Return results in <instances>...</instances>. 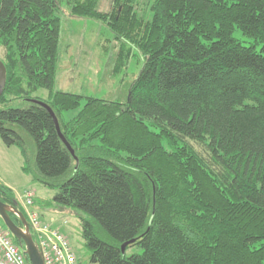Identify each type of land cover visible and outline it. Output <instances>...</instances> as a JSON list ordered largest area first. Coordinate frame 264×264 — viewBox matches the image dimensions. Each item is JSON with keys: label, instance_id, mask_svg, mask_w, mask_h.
I'll use <instances>...</instances> for the list:
<instances>
[{"label": "trees", "instance_id": "obj_1", "mask_svg": "<svg viewBox=\"0 0 264 264\" xmlns=\"http://www.w3.org/2000/svg\"><path fill=\"white\" fill-rule=\"evenodd\" d=\"M100 1L67 3L115 34L114 76L144 57L126 101L56 88L60 0H0L3 144L28 159L20 129L33 139V177L85 213L93 264H264V0H154L150 18L142 0ZM16 99L26 106H7ZM0 197L17 201L1 180Z\"/></svg>", "mask_w": 264, "mask_h": 264}, {"label": "rangeland", "instance_id": "obj_2", "mask_svg": "<svg viewBox=\"0 0 264 264\" xmlns=\"http://www.w3.org/2000/svg\"><path fill=\"white\" fill-rule=\"evenodd\" d=\"M153 1L142 0L140 2L138 12L141 16L151 17L150 6ZM60 2L59 14L62 17V32L58 72L59 83H57L56 88L84 96L126 101L132 83L144 66V57L136 50L127 68L114 76L113 65L119 44L115 34L103 22L71 15L67 0H60ZM111 7V0L100 1L101 10H107ZM234 35L245 44H250L252 41L239 29L235 31ZM3 56V48L0 47V59ZM47 93L46 90H40L38 95L47 98ZM7 106L25 107L26 102L16 99ZM78 112L79 110L65 112L64 117L69 120L76 116ZM20 132L27 142L28 159L19 155L21 152L18 146L7 147L0 138V180L11 183L17 194H20L23 188L32 189L34 191L33 203L29 207L33 210L51 212L54 206L66 208L70 223L68 224L69 229L65 232L74 246L75 252L79 255L80 264H93L91 262V252L86 247L81 233L80 216H86L85 213L55 203L53 197L56 190L46 187L34 179L33 174L37 170L35 162L36 146L25 130L20 129ZM191 142L198 150L204 151L205 146L203 144L196 141ZM23 166H27L28 171H24ZM19 202L20 207L25 211L24 197ZM38 215L40 214L38 213ZM0 222L3 223L2 218H0ZM141 251V248L134 246L128 249L127 254L131 255Z\"/></svg>", "mask_w": 264, "mask_h": 264}, {"label": "built area", "instance_id": "obj_3", "mask_svg": "<svg viewBox=\"0 0 264 264\" xmlns=\"http://www.w3.org/2000/svg\"><path fill=\"white\" fill-rule=\"evenodd\" d=\"M34 191L23 193L30 230L44 255L45 264H80L68 236L57 227L45 223L36 210L31 209ZM0 264H30L24 249L15 242L9 230L0 222Z\"/></svg>", "mask_w": 264, "mask_h": 264}, {"label": "water", "instance_id": "obj_4", "mask_svg": "<svg viewBox=\"0 0 264 264\" xmlns=\"http://www.w3.org/2000/svg\"><path fill=\"white\" fill-rule=\"evenodd\" d=\"M6 84H7V68L5 63L0 59V96L4 93ZM38 102L44 105L49 110V112L53 116V119L57 127V131L62 141L71 151V153L75 155L74 149L72 148L71 144L69 143V141L66 139V137L63 135L61 131L58 118L56 117L54 111L46 103L42 101H38ZM18 205H19L18 201H15L14 204L12 205L4 202L0 197V218H2V221L5 224L6 228L19 241V245L24 249L30 264H45L42 253L40 252L39 247L31 233L28 219L24 214V212L18 208ZM11 212L15 213L20 218L21 225L15 223V221L12 219L10 215ZM133 242L134 240L123 244L122 246L123 253H126L127 246Z\"/></svg>", "mask_w": 264, "mask_h": 264}, {"label": "crops", "instance_id": "obj_5", "mask_svg": "<svg viewBox=\"0 0 264 264\" xmlns=\"http://www.w3.org/2000/svg\"><path fill=\"white\" fill-rule=\"evenodd\" d=\"M59 72V71H58ZM57 83H59V74L57 75V82H56V85ZM59 90H61L60 88H57ZM65 91V90H64ZM48 95V93H47ZM20 149V148H19ZM20 152L19 155L23 156V153L20 149ZM24 157V156H23ZM24 167V166H23ZM5 182V183H4ZM3 183L8 186L13 192H14V196L16 198V200L19 202L21 198H23V193L26 189H29V188H23V190H21L20 194H17V192L15 191V188L13 186H11V183L3 180ZM20 203V202H19ZM25 207V206H24ZM42 220L45 222V223H49L55 227H57L58 229H60L64 234L67 235V233L65 232L68 228V224L70 223V218L68 217V211L66 208H63V207H60V206H54L53 210L51 212H41V211H38L36 210ZM25 213L27 212L26 210L24 211ZM69 238V237H68ZM70 240V239H69ZM71 242V241H70ZM72 244V243H71ZM73 246V245H72ZM74 248V246H73ZM75 250V248H74ZM76 251V250H75ZM78 254V253H77ZM79 256V255H78ZM78 261L79 263L81 262V260H79V257H78Z\"/></svg>", "mask_w": 264, "mask_h": 264}, {"label": "bare ground", "instance_id": "obj_6", "mask_svg": "<svg viewBox=\"0 0 264 264\" xmlns=\"http://www.w3.org/2000/svg\"><path fill=\"white\" fill-rule=\"evenodd\" d=\"M39 250H40V252L42 253V256H43V259H44V255H43V252H42V250L39 248ZM78 260V259H77Z\"/></svg>", "mask_w": 264, "mask_h": 264}]
</instances>
